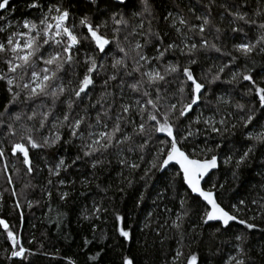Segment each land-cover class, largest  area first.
I'll list each match as a JSON object with an SVG mask.
<instances>
[{
  "label": "snow or ice",
  "instance_id": "6c2138e0",
  "mask_svg": "<svg viewBox=\"0 0 264 264\" xmlns=\"http://www.w3.org/2000/svg\"><path fill=\"white\" fill-rule=\"evenodd\" d=\"M9 2L10 0H0V11L7 10ZM138 2L139 8L136 7L134 0H91L96 16L87 14L81 16L79 25L74 20H69L72 15L69 8L62 4L50 3L38 23L24 19L22 24L16 26L18 30L11 32L4 42H0V59L7 66L6 71L0 74V80L6 83L10 95L9 103L0 116L11 115V122L7 124V135L15 138L10 142L11 155L17 159L22 157L21 162L26 166L27 173L31 174L33 171L31 151L53 147L60 142L59 128L61 127H67L70 133L69 139L64 143H72L75 139H80V151L83 157L87 158H92L97 153L103 155L112 148H116L118 154H122L123 145L129 144L127 151H140L142 153L140 160L143 162L145 160L143 153L151 144L153 146V151L150 153L151 159L147 161L149 166L141 179L148 177L153 170L161 173L171 171L173 175L168 186L172 187L177 195H179L177 183L184 189V194L179 196L180 209L171 224V227L180 233L171 264H200L199 252L191 250L190 244L202 243V234L192 235L187 255L183 250L185 233L182 231V224L183 219L191 211L185 208L189 199H193L199 209L195 213L199 223L193 225V231L196 227L213 225L215 233L226 234L231 227L230 222L243 226L233 237L236 241L233 245L235 251L228 257L225 264H233V262L234 264H254L253 258L249 255L250 250H245L248 233L244 229L251 230L255 225L240 219L235 214L240 211L238 205H231L230 211L221 204L220 197L217 195V181L213 177L216 175L214 170L219 168V162L223 157L225 166L235 163L232 175L234 179H237L241 165L254 152L256 145L264 144V122L257 116V111L260 116H264V75L257 82L256 76L251 71L234 72L231 78L225 81L221 74L228 67L227 64L211 65L207 71L202 70L200 76L196 75L195 69L191 66L198 64L195 58L198 52L213 50L221 55H232L206 36L210 28H214L217 33L221 31L213 24L210 11L216 0H209L205 6L209 9L208 14L195 16V19L200 21L199 24H191L184 17L173 15L171 12L164 17L165 21H170V26L181 36L180 45L174 41L165 44L163 37L167 33L153 31L151 27L149 18L153 17V9L150 0H138ZM101 3L106 5L103 10L100 8ZM130 5L135 23H130L126 18ZM219 6L232 17L229 23L234 25L231 28L233 33L243 32L247 37V33L239 26V22L249 26L255 25L260 31L255 41L233 44L234 52L248 57L258 46L264 45V20L254 18L264 16V12L257 8L253 18H250L247 12L240 10V6L235 11L230 10L223 3ZM27 7L33 9L42 6L36 0H32ZM97 17H105V19L96 22ZM5 19L0 15V20ZM145 19H149L146 30ZM108 20L116 26L111 30V37L107 33ZM78 27L80 31H77ZM185 28L187 32L184 31ZM101 29L105 31L102 32ZM3 31L6 29L0 26V32ZM122 31L125 35L121 38ZM188 33L199 35L200 40L194 42ZM133 36H142L144 42L137 40L133 43L129 39ZM216 39L219 37L217 36ZM113 45L115 52H113ZM147 45L153 46V54L149 55L145 51ZM170 50H179L181 56H187L186 63L183 66L179 61L163 63L167 59L166 53ZM260 50L264 51V47ZM81 52H83L82 60ZM110 54L112 55V71L104 80L102 91L96 102L85 106L82 109L83 114H73L75 107L83 104L85 97H89V93L95 89L97 76L101 70L106 69L103 58ZM235 60L236 56H232L230 62ZM124 77H131L132 82H126ZM169 77H172V80H169ZM118 79L120 82L117 86L120 89L122 101L125 86L131 92L137 93L139 98L131 104L121 102L113 118L110 113L116 100L115 94L109 91V88L112 87L111 82ZM241 80L247 81L250 85V87L245 86L243 93L244 96L249 97L247 101H236L231 104L230 98L224 95H217L214 103L211 101L208 85L218 81L231 84L233 81ZM173 81H178V87L169 95V89L165 86ZM211 91L215 92L214 89ZM61 97L66 99L62 100ZM109 97L113 98L111 103H108ZM37 100L40 101L39 105L33 106ZM49 100L51 104L47 103ZM20 104L26 105V109H20ZM60 105L65 107L57 112ZM97 105L102 111L97 112L95 125L89 123L88 128L94 129L101 126L105 130L88 131L85 136L82 126L88 118V109L95 108ZM221 105H230L235 111H225L223 115H220ZM197 107L202 111L193 119L190 113ZM14 108L19 110L13 111ZM204 108H209L210 111L214 108L215 112L205 117ZM133 114L140 117L139 122L133 119ZM216 116H219V119H216ZM107 120L112 121L111 125L106 122ZM185 120H188L187 125L184 124ZM193 124H202L204 127L193 129ZM238 124L244 129H248L250 125L257 129L243 133L244 139L252 143L246 145L242 152L234 144L225 145L224 143L225 134L236 129ZM129 125L131 131L127 132L125 129ZM45 128H48L51 136L43 135L41 130ZM37 133L40 134L39 138ZM201 134L205 136L202 146L194 142L195 137ZM232 134L235 135L234 132ZM137 137L140 138L139 143L135 142ZM215 137L220 139L215 143H209ZM132 144L135 146H131ZM226 147L229 149L227 153L224 152ZM0 158H6L2 147H0ZM81 159L82 157L78 154L72 163L75 164ZM102 163L101 159L91 160L93 169ZM119 163L133 170L141 167L140 164L128 162L123 158ZM68 167L70 165H67L62 158L54 168H50V175H59L61 169L67 170ZM9 182L11 183V180ZM128 183L130 185L132 182ZM204 184H208V187L205 188ZM219 188H223V184H220ZM66 196L67 193H64L61 199ZM140 199H143V193L140 194ZM256 202L253 201V203ZM244 203L243 200L240 201V205ZM16 206L20 207L19 204ZM95 211L99 213L100 209L96 208ZM124 219L119 214L115 216L117 223L114 227L118 232V238H122V243L131 239L130 231L120 226ZM0 227L6 233L7 241L11 245L10 255L6 258L19 259L23 264L28 256L34 253L23 246L17 234L5 220L0 219ZM88 243L89 241L86 240L85 244ZM261 255H264V249H261ZM90 259H96V257H90ZM69 264L74 262L69 261ZM120 264H136L135 257L124 255Z\"/></svg>",
  "mask_w": 264,
  "mask_h": 264
},
{
  "label": "trees",
  "instance_id": "16d2710c",
  "mask_svg": "<svg viewBox=\"0 0 264 264\" xmlns=\"http://www.w3.org/2000/svg\"><path fill=\"white\" fill-rule=\"evenodd\" d=\"M36 2L42 7L29 9L27 5L32 3V0H11L7 10L0 11V15L6 18L0 20V26L6 29V31L0 32V42H4L11 32L18 30L16 26L22 24L24 19L38 23L50 3L62 4L69 8L72 14L69 20H74L77 25L83 15L96 16L91 0H36ZM134 2L139 8L138 0H134ZM150 3L153 9V17L149 18L151 27L153 31L167 33L163 37L165 44L173 41L177 45L181 43V36L170 26V21L164 19L169 12L184 17L191 24H199L200 21L196 20L195 16L206 15L209 11L205 7L209 0H150ZM221 3L227 5L232 11L240 6V10L247 12L250 18H253V13L257 8L264 12V0H216L210 11L213 24L221 31L217 33L214 28H210L206 36L232 55H221L213 50H202L195 57L198 64L191 67L195 69L196 75L200 76L202 70L207 71L211 65L227 64L228 67L221 74L223 80H229L234 72L251 71L259 82L261 76L264 75V51L260 50L264 45L258 46L253 53L245 57L233 51V44L255 41L260 31L255 25L249 26L239 22V26L245 30L247 37L243 32L233 33L231 28L234 25L229 23L232 17L219 6ZM105 7L104 3L100 4L102 10ZM120 11L122 12V10ZM126 18L130 23L136 22L132 16L131 5ZM254 18L264 20V16ZM103 19L105 17H97L96 22ZM149 19L144 20L145 30L148 28ZM114 27L116 26L112 21L108 20L107 33L109 37L112 36L111 30ZM77 31H80L79 27ZM101 31L103 32L105 29H101ZM184 31L187 32V29L185 28ZM120 35L122 38L125 32L122 31ZM188 35L194 42L200 40L199 35L194 33H188ZM217 36L219 39H216ZM129 39L133 43L137 40L141 43L144 42L142 36H133ZM156 43L159 42L156 41ZM145 51L149 55L153 54V46L147 45ZM113 52H115L114 45ZM131 55H135V53H131ZM232 56H236L234 62H230ZM80 57L82 60L83 52ZM166 57L167 59L163 63L179 61L181 66L188 59L187 56H181L179 50H170L166 53ZM103 62L106 69L101 70L97 76L96 87L89 93L91 99L85 97L83 104H80L79 107L74 106L73 114H83L82 109L90 103H95L99 97L103 82L112 71V55L103 58ZM6 67L0 59V74L6 71ZM124 79L128 83L132 82L131 77H124ZM168 79L172 80V77ZM119 82V79L112 81V87L109 88V91L115 94L116 100L110 113L113 118L121 102L131 104L139 98L137 93L131 92L125 86L122 101L120 89L117 86ZM245 86L250 87L247 81H233L231 84L218 81L208 85L209 96L213 103L217 95L229 97L231 104L236 101L245 102L249 99L243 95ZM165 87L169 89L170 95L178 87V81H173ZM213 89L214 93L211 91ZM61 99H66V97H61ZM112 99L109 97L108 103H111ZM9 100L10 95L6 83L0 80V113L5 111ZM39 103L40 101L37 100L33 106H38ZM47 103L51 104V101L49 100ZM64 107V105H60L57 112ZM220 107V115H223L225 111H235L230 105H221ZM19 108L26 109V105L20 104ZM209 108L203 109L205 117L213 115L215 112L214 108L211 111ZM17 110L19 109H13V111ZM100 111L102 109L99 105L88 109V118L82 126L85 136L88 131L105 130L101 126L94 129L88 128L89 123L95 125L97 112ZM201 111L202 109L197 107L190 113V116L195 119ZM257 116L264 122V116H260L259 111H257ZM133 119L139 122L140 117L133 114ZM216 119H219V116H216ZM9 122H11L10 114L0 116V147L4 148L6 157L0 158V219L5 220L17 234L23 246L34 253L28 256L23 264H69V261L74 264H120L124 255L135 257L136 264H171L172 255L180 239V233L172 228L171 224L180 209L179 196L184 194V189L177 183L176 188L179 190V195H177L173 188L168 186L173 175L171 171L161 173L153 170L148 177L141 179L145 169L149 166L147 161L151 159L150 153L153 151L151 144L143 153L145 155L143 162L140 160L142 155L140 151H127L129 144L123 145L122 154H118V150L112 148L103 155L97 153L96 156L87 158L83 157V153L80 151V139H75L72 143H64L69 139L70 133L67 127H61L59 128L60 142L53 147L31 151L30 159L33 171L28 174L26 166L21 162L22 157L17 159L11 155L10 142L15 138L7 135ZM106 122L109 125L112 123L111 120ZM184 124L187 125L188 120H185ZM192 127L193 129H203L204 125L193 124ZM256 130L251 125L248 129H244L242 125L238 124L236 129L225 134L224 143L225 145L234 144L242 152L246 145L252 143L244 139L243 133ZM41 131L43 135L51 136L48 128ZM125 131L130 132L131 126L129 125ZM39 136L40 134L37 133L38 138ZM219 139V137H215L209 143H215ZM204 140L205 136L201 134L195 137L194 142L202 146ZM135 142L139 143L140 138H135ZM228 150L226 147L224 152L227 153ZM78 154L82 159L73 164L72 161ZM62 158L70 167L67 170L61 169L59 175H50V168H54ZM121 158L140 164L141 167L133 170L122 166L119 163ZM92 159H101L103 163L93 169ZM234 167V162L225 166L223 157H221L219 168L213 177L218 185L217 195L220 197L221 204L230 211L231 205H238L240 211L235 214L240 219H245L255 225L251 230L244 229L248 233L245 250H250L249 255L253 258L254 264H264V255H261V249H264V144L256 145L254 152L241 165L237 179H234L232 175ZM129 181L132 182L130 185ZM220 184H223V188H219ZM204 187L207 188L208 184H204ZM64 193H67V196L61 199ZM141 193H143L142 200L140 199ZM241 200L245 202L244 205H240ZM138 201L139 204H137ZM253 201L257 202L253 203ZM17 204L20 207H17ZM96 208L100 209L99 213H96ZM185 208L191 210L189 215L183 219L182 224V231L185 233L183 249L185 255L189 252L188 245L192 235L202 234V243L199 245L190 244L191 250L199 252L200 264H225L228 257L235 251L233 245L236 241L233 237L243 226L233 223L226 234L224 232L215 233L213 225L196 227L193 231V225L199 223L195 215L199 209L193 199L186 202ZM117 214L125 218L120 226H124L131 234V239L123 241V243L121 242L122 238H118V232L114 227L117 223L115 220ZM85 216L88 218L85 219ZM86 240L89 241L88 244H85ZM10 247L6 233L0 227V264H21L19 259L9 260L6 258L10 255ZM90 257H96V259H90Z\"/></svg>",
  "mask_w": 264,
  "mask_h": 264
},
{
  "label": "water",
  "instance_id": "95a60500",
  "mask_svg": "<svg viewBox=\"0 0 264 264\" xmlns=\"http://www.w3.org/2000/svg\"><path fill=\"white\" fill-rule=\"evenodd\" d=\"M11 1V0H10ZM214 171H216V170H214ZM233 223H235V222H230V224H233Z\"/></svg>",
  "mask_w": 264,
  "mask_h": 264
}]
</instances>
